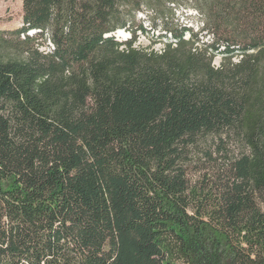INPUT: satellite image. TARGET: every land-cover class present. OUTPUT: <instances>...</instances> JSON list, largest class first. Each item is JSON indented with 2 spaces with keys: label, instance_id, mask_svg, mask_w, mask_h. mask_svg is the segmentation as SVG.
I'll return each instance as SVG.
<instances>
[{
  "label": "trees",
  "instance_id": "obj_1",
  "mask_svg": "<svg viewBox=\"0 0 264 264\" xmlns=\"http://www.w3.org/2000/svg\"><path fill=\"white\" fill-rule=\"evenodd\" d=\"M144 11L160 51L136 47ZM22 14L0 31V264H264V0Z\"/></svg>",
  "mask_w": 264,
  "mask_h": 264
},
{
  "label": "rangeland",
  "instance_id": "obj_2",
  "mask_svg": "<svg viewBox=\"0 0 264 264\" xmlns=\"http://www.w3.org/2000/svg\"><path fill=\"white\" fill-rule=\"evenodd\" d=\"M148 11L141 12L137 15V21L143 23V26L147 29L148 35H142L138 33V41L136 47L143 49H154L160 51L163 48V43H153V41L163 34L160 28L151 30L147 21ZM22 0H0V31H13L22 26ZM175 17L179 24H183L188 28H191L194 33H199L202 25V19L196 13V11L185 4L179 8H175ZM125 35L120 34V31L116 36L120 41L128 40L130 34L123 31ZM188 36L186 35V38ZM203 42H210L209 36L200 37ZM236 62V60H234ZM221 63V59L216 57L213 64L218 67Z\"/></svg>",
  "mask_w": 264,
  "mask_h": 264
},
{
  "label": "bare ground",
  "instance_id": "obj_3",
  "mask_svg": "<svg viewBox=\"0 0 264 264\" xmlns=\"http://www.w3.org/2000/svg\"><path fill=\"white\" fill-rule=\"evenodd\" d=\"M120 34H122L123 36L125 35V33L123 31H120Z\"/></svg>",
  "mask_w": 264,
  "mask_h": 264
},
{
  "label": "water",
  "instance_id": "obj_4",
  "mask_svg": "<svg viewBox=\"0 0 264 264\" xmlns=\"http://www.w3.org/2000/svg\"><path fill=\"white\" fill-rule=\"evenodd\" d=\"M31 33H34V32H31ZM118 34V33H117Z\"/></svg>",
  "mask_w": 264,
  "mask_h": 264
}]
</instances>
